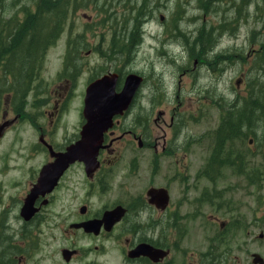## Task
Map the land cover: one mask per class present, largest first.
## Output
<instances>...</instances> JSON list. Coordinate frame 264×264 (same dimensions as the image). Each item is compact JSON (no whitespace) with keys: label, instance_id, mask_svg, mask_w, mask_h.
Returning <instances> with one entry per match:
<instances>
[{"label":"flooded vegetation","instance_id":"1","mask_svg":"<svg viewBox=\"0 0 264 264\" xmlns=\"http://www.w3.org/2000/svg\"><path fill=\"white\" fill-rule=\"evenodd\" d=\"M6 2L7 0H4L0 8V29L1 25L4 29L7 27V15L1 16ZM111 18L110 24H102L104 23L102 22L99 29L101 27L104 29L96 31L99 42L95 47L93 44L89 46L87 33L80 34L79 41L78 37L67 38L63 67L65 68L68 64V71L64 72L63 69L64 73L58 72L57 79L60 83H56L57 86L50 90H46V87L39 89L41 84L38 85L39 75L33 82L31 90L27 92L23 107L15 108L5 90L8 76L4 68H6L8 53L0 50V139L4 138L6 131L17 123L29 124L37 135V140L30 145L29 149L34 148L37 155L46 157V161L34 170L25 187L22 186L15 195L10 196L8 201L6 199V202L8 165L0 158V211H3L0 213V264H168V260L176 264L181 252L184 254L182 264H264V261L261 262L255 255L259 252L252 253L250 260L246 262L244 257L229 256L227 248L223 251L217 250L216 253L211 242L208 248L201 253L187 247L185 250H180V243L175 246L171 237L183 241L186 227L176 221L178 224L168 228V216L174 214L175 220L179 211H182L181 203L176 205L173 202L168 183L158 186L149 184L139 194L132 193L127 198L118 199L111 205H102L97 209L88 203H82L80 207H71L69 203L62 211H69L74 216V220L68 224H52L54 220L49 206L58 200L61 190L72 192L76 189L75 186L69 187L65 184H69L68 181L77 182L81 191L90 184L89 191L106 192L111 186L109 184L111 178L116 175L117 164L122 160L129 146H133L135 150L152 151L158 164L166 160L167 154L173 152L176 154L170 155L171 159L177 163H183V156L179 151H182L183 147H188L190 137L195 136L185 130L188 122L181 111L180 104L186 101L191 104L196 101L199 104L201 97L198 85L195 89H191V96L184 94L181 96L183 93L181 80L187 76L195 82L199 77L197 71L199 64H210L208 54H213L219 61L224 58L222 51L216 48L208 51L205 58L194 57L193 67L191 69L185 67L182 72H179L180 80L178 81L174 80V73L178 70L168 69L169 71L166 72L170 74V86L164 82L163 86L155 84L152 79L141 74L144 78L142 87L144 84L147 87L149 102V107H145L143 127H138L134 117V108L142 89L140 87L130 106L112 116L110 126L103 132L96 165L88 169L84 161L77 160L71 163L54 188L49 192L39 194L35 199L36 211L28 213L22 211L25 199L37 183L42 167L55 160V157L51 155V147L54 152L66 151L70 145L81 138L84 128L89 125L88 113L85 110L89 85L98 79L109 77L110 79L116 78L115 90L117 92L123 89L126 77L134 73V71L130 72L129 65L136 51L143 44L146 26L154 24L155 16L153 14L152 17H145L141 24L142 33L140 31L138 34L135 33V25L131 18L128 20ZM187 49L191 57V49ZM93 54L98 56L96 65H83L85 57ZM164 54L161 49V57ZM238 56L243 58L240 54ZM169 61H171L169 64L176 62V60ZM160 64L161 71H164L166 66L170 68L166 63H162V59H160ZM92 68L98 73L87 79L79 117L80 125L69 139H62L60 130L64 129L65 134L68 132L65 118L72 96L71 87L76 85L80 75ZM156 73L158 74L155 77L158 78L159 71ZM208 76H211L210 71H208ZM210 81V85L205 88L210 96L207 99L210 104L219 105L220 114L215 127L208 134L212 144L208 147L210 153L205 156L202 168L195 177L196 189H198V181L201 180L213 184L219 183L228 168L232 169V175L225 178L235 176L234 179H238L244 176L251 184H258L259 179L263 178L264 169L254 166V163L251 164L250 161L262 163L264 157L263 122L257 119L256 122L252 121L249 124L245 112L247 103L244 101L248 94L245 95L246 97L241 94L233 97L225 96V93L218 90L215 81ZM44 86H47L46 83ZM103 91L106 93L107 89ZM30 96L31 100H28ZM44 98L46 100L43 103H37ZM156 98L166 100L169 104L165 107L172 105L171 108L168 111L161 109L156 105ZM199 112L198 107L193 111L190 109L192 115L188 120L194 121L195 114ZM153 123L158 125L157 129ZM141 157L142 155L133 152L131 160L134 158L140 160ZM159 167L160 172L161 166ZM77 169L83 175L85 173L87 178L81 177L80 181L72 180L71 173H75ZM213 186L214 190H209L208 187L203 188L196 199L199 202L213 204V196H218L220 192L215 189V185ZM154 189L157 192L163 191L160 200L151 194ZM186 189L189 188L186 187ZM67 200L70 201L69 198ZM213 223H219L220 234L218 236L226 239L224 235L229 233L227 224L230 223L221 221L219 217H215ZM45 234L48 236L47 240L42 239ZM259 237H264L263 231L260 232ZM56 241L60 243L58 249L55 248ZM227 243V241L226 243L223 240L220 241L222 245H227ZM259 254L264 260V254Z\"/></svg>","mask_w":264,"mask_h":264},{"label":"rangeland","instance_id":"2","mask_svg":"<svg viewBox=\"0 0 264 264\" xmlns=\"http://www.w3.org/2000/svg\"><path fill=\"white\" fill-rule=\"evenodd\" d=\"M91 1L86 0L87 4L85 5L78 3L72 9L64 33L56 44L48 49L40 73L38 85L41 84L39 89L44 87H46V90L54 89L60 83L57 79V74L59 71L64 73L63 58L67 38H77L80 34L87 33L86 37L89 46L93 44L95 47L99 42L96 31L99 32L104 29V27L99 29V26L102 22H104L102 24L111 23V11L102 5L105 13H100ZM28 5L32 6V1ZM120 7L123 8V5ZM35 8L36 6L33 5L31 10L34 11ZM263 11L264 5L259 10L252 6L246 15L240 19L237 26H233L232 23L228 25L227 31L219 32V35H216V49L222 51L224 58L219 61L213 54H208L211 65L206 63L199 64L197 68L199 77L195 82L191 77L187 76H184L181 80L183 91L181 96H191V89H195V86L198 85L199 96L201 97L199 104L196 101L192 104L189 101L180 104L181 111L188 122L185 130L195 136L190 137L188 147H183L182 151H179L180 155L183 156V163H177L171 159L170 155L176 154L173 152L172 154H167L166 160L160 161L158 164L152 151L148 149L135 150L133 146H129L122 160L117 164L116 170L119 169V171L115 170L116 175L114 174L115 177L111 178L109 183L111 186L106 192L99 191L95 193L93 190L89 191L90 184L82 191L78 188L80 185L77 182L68 181L70 185L65 184L69 187L75 186L76 189H73L72 192L61 190L58 200L49 206L54 220L52 224H68L74 220V216L69 211H62L69 203L71 207H80L82 203H88L91 207L97 209L102 205H111L118 199L127 198L132 193L139 194L149 184L158 186L168 183L173 202L176 205L181 203L182 210L181 212L179 211L175 220L174 214L168 216V228L176 223L178 224V222L186 227L184 242L171 237L173 242H175V246L180 243V250H185L187 247L201 253L208 248L211 242L215 247L216 253L217 250L223 251L227 248L229 256L244 257L246 262L250 260V256L254 252L264 254V237H259L261 231L264 233V174L263 178L259 179L258 184H251L244 176L238 179H234L235 176L225 178L232 175V169L228 168L219 183L213 184L206 180H201L198 181V189H196L195 179L202 168L205 156L210 153L208 147L211 146L212 140H210L208 134L215 127L220 114L219 105L209 103L207 98L210 96L205 88L210 85V80H212L215 81L218 90L225 93V96L233 97L236 94L245 96L248 94V78L251 75V70L257 65L255 57L258 50H261V45L264 41ZM25 12L20 6L18 7L17 4L8 0L1 16L7 15L6 26L8 27V25L12 24L8 23V19L23 20ZM153 14L155 16L154 24L146 26L143 44L136 51L129 69L131 70L130 72H138L140 75L145 74L155 84L163 86L165 83L170 86V74L166 71L178 70L174 73V80L178 81L180 80L179 72H182L185 67L191 69L194 64V57H189L188 55L189 50L187 48L189 47L186 46L183 37L177 35L175 30L179 27L183 31H195L204 20V17L200 15L192 0H183L182 7L179 9L177 8V0H162L153 9ZM228 17L233 18L232 12H230ZM118 19L122 20L120 17ZM220 19V16H208V20L214 24H219ZM256 30H260V32ZM161 49L165 53L162 57ZM229 54L230 56H228ZM239 54L243 57L242 59L237 57ZM160 59H162V63H166L170 68L166 66L165 70L161 71ZM97 60L98 56L95 54L86 56L83 65H96ZM169 60H176V62L175 64H169L171 62ZM157 71H159L158 78L155 77L158 74L156 73ZM208 71H210L211 76H208ZM97 73L98 71L94 68L87 70L79 76L76 85L71 87L72 96L66 109L65 118L68 132L65 134L64 129L60 130L62 139H69L77 131L80 125L79 117L87 79ZM45 83L47 86H44ZM140 87H142V84ZM140 91L134 108V117L138 127L141 128L145 119V107H149V102L145 84ZM28 100H31V96ZM45 100L46 98L37 103H43ZM156 101L157 106L167 111L172 106L165 107L169 103L161 98H156ZM197 107L200 108V112L195 114L196 119L194 121L188 120L192 115L190 109L193 111ZM154 127L157 129L158 125L154 124ZM192 139L193 143H191ZM36 140L37 135L34 129L29 124H22L21 122L8 129L4 138L0 139V158L8 165V185L5 202L6 199L7 201L9 200L11 195H15L22 186L25 187L34 170L38 169L46 161V157L37 155L34 148L29 149L30 145ZM133 152L142 155L141 159L134 158L131 160ZM133 163H135V166H133ZM250 163H254V166L264 169V157L262 163L253 161H250ZM159 166H161L160 172ZM70 177L74 181H80L81 177L83 179L84 177L87 178L85 173L83 175L78 169L75 173H71ZM213 185H215L216 190L220 191L218 196H213L214 203L199 202L196 197L201 193L202 189L208 187L209 190H214ZM186 187L189 189H186ZM68 198L70 201L67 200ZM215 217H219L225 223H230L227 224L229 233L224 235L226 239L218 236L220 227L219 223H213ZM42 239L47 240V234ZM221 240L225 243L227 241V245L220 244ZM59 247L60 243L56 241L55 248L58 249ZM183 260L184 254L181 252L176 264H182ZM168 264L174 263L172 260H168Z\"/></svg>","mask_w":264,"mask_h":264},{"label":"trees","instance_id":"3","mask_svg":"<svg viewBox=\"0 0 264 264\" xmlns=\"http://www.w3.org/2000/svg\"><path fill=\"white\" fill-rule=\"evenodd\" d=\"M11 1L26 11L23 20L15 21L10 18L8 23L12 24L8 25L7 23L8 27L5 29L1 25L0 29V50L8 53L6 68H4V72L8 76L5 90L12 99L14 107L17 108L23 107L27 92L31 90L33 82L41 73L47 51L64 33L72 9L78 3L85 5L87 2L86 0ZM31 1L32 6H36L34 11L31 10L32 6L28 5ZM152 1L92 0L91 2L100 13H105L102 9L103 5L111 11V17H120L126 20L131 18L135 25V33L138 34L140 31L142 33V21L145 17H152L153 9L162 0H156L154 3ZM182 1L177 0L178 9L182 7ZM3 2L4 0H0V8ZM192 2L204 20L195 31H183L182 28L177 27L175 32L183 37L186 46L191 49V57L204 58L208 51L216 48V35H219V32L227 31L229 24L233 23V26H237L240 19L252 6L259 10L264 5V0H192ZM112 5L114 6L111 7ZM121 5L123 8L120 7ZM230 12H232V19L228 17ZM212 15L220 16L219 24L211 23L208 20V16ZM256 31L260 32V30ZM255 61L257 65L251 70V75L248 78V97L244 98L247 103L245 112L249 124L260 119L264 126V41L261 50H258L256 54ZM68 69L69 65L67 64L64 72Z\"/></svg>","mask_w":264,"mask_h":264},{"label":"water","instance_id":"4","mask_svg":"<svg viewBox=\"0 0 264 264\" xmlns=\"http://www.w3.org/2000/svg\"><path fill=\"white\" fill-rule=\"evenodd\" d=\"M143 80L144 78L140 74L130 73L120 92L115 90L116 78H101L89 85L85 106L89 125L84 128L81 138L70 145L66 151L54 152L51 147V155L55 157V160L42 167L37 183L25 199L22 211L26 213L36 211L35 199L39 194L51 191L71 163L77 160L84 161L88 169H92L96 165L103 132L110 126L111 118L116 112L130 106ZM104 89H107L106 93L103 91ZM151 194L160 200L163 191L157 192L154 189ZM255 255L261 262L264 261L259 253Z\"/></svg>","mask_w":264,"mask_h":264},{"label":"bare ground","instance_id":"5","mask_svg":"<svg viewBox=\"0 0 264 264\" xmlns=\"http://www.w3.org/2000/svg\"><path fill=\"white\" fill-rule=\"evenodd\" d=\"M100 94H102V93H100Z\"/></svg>","mask_w":264,"mask_h":264}]
</instances>
